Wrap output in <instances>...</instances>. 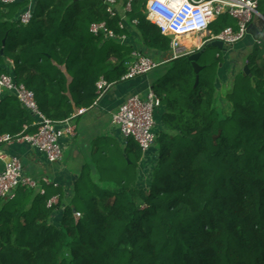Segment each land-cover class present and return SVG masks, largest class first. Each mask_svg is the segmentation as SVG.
<instances>
[{"label":"trees","instance_id":"1","mask_svg":"<svg viewBox=\"0 0 264 264\" xmlns=\"http://www.w3.org/2000/svg\"><path fill=\"white\" fill-rule=\"evenodd\" d=\"M76 1L39 0L28 26L18 22L24 4L0 5V76L32 91L56 123L90 112L102 78L122 84L135 52L171 53V39L148 21V0H116V17L106 0ZM100 23L126 40L95 36ZM228 26L224 16L212 31ZM187 58L163 64L169 73L152 85L161 107L145 175L129 139L124 155L94 151L69 205L26 189L0 200V264H264V40L248 59L250 75L240 71L222 90L208 62L196 88ZM35 122L12 94L0 99V138L33 134Z\"/></svg>","mask_w":264,"mask_h":264},{"label":"built area","instance_id":"2","mask_svg":"<svg viewBox=\"0 0 264 264\" xmlns=\"http://www.w3.org/2000/svg\"><path fill=\"white\" fill-rule=\"evenodd\" d=\"M39 0H0V5L10 7L24 4L20 12L18 22L28 26L37 14ZM107 12L111 17H116L119 12L116 0H106ZM259 0H148V21L159 28L164 37L171 39V60L180 59L190 55L186 51L184 40L189 36H205L206 43L222 42L225 47L233 48L242 42L250 33L251 26L260 14L258 13ZM120 28L124 29L127 18L126 13L131 12V3L123 10ZM228 16L236 21V26H228L219 34H214L212 26ZM133 24H137L136 21ZM95 36L104 35L106 39H118L121 42L126 36H117L108 28L106 23L94 24L90 29ZM259 43V40L256 41ZM203 45V44H202ZM134 61L129 65L127 73L121 82H129L137 78L145 77L164 63H157L150 56L141 52L133 54ZM116 82H109L102 78L97 83V105ZM6 93L15 96L22 106L34 115V126L37 131L33 134H25L18 139L10 135L0 138V161L4 163V170L0 174V200H13L20 189H26L44 194V186H52L49 178L36 180L25 174L23 164L17 157H8L3 148L6 145L27 144L36 151L45 155L50 165L63 162L65 147L62 140L66 137L74 139L77 136V128L70 120L56 123L45 117L40 111L35 94L24 85H19L11 75L0 76V99ZM161 107V101L152 88L148 90L146 99L140 95L129 97L113 116L112 123L118 128L123 138L133 140L143 153V159L149 155L156 145L157 127L155 115ZM87 110H79L78 115H83ZM76 117V116H75ZM28 127L25 126V131ZM143 161V160H142ZM57 187L56 184H54ZM59 197L50 201V205L56 204ZM77 217H81L79 213Z\"/></svg>","mask_w":264,"mask_h":264},{"label":"crops","instance_id":"3","mask_svg":"<svg viewBox=\"0 0 264 264\" xmlns=\"http://www.w3.org/2000/svg\"><path fill=\"white\" fill-rule=\"evenodd\" d=\"M260 26L261 24L255 21V23L250 28L249 34L252 35L254 41L261 39L260 38L261 37ZM137 38L138 37L136 36V39L133 40L135 44H137L138 42ZM189 38H192L194 40L191 42V44H187V40ZM200 38L201 37H198V40H197L196 38L194 39L193 36H189L184 41V44L187 47L195 46V49L192 50L190 54L195 53L197 50L201 48L202 42ZM235 48L225 47V50H223L222 52L225 55H228L229 52H232V50H234ZM138 49L141 50V47L139 45H138ZM154 58L162 59V63L164 62L169 63L173 61L171 60L172 58L171 53L166 57L154 56ZM229 69L231 71L230 62L227 60L224 64L221 65L220 70H218V81H217L218 88L220 86L219 82H221L223 75L227 77L226 73L228 72ZM234 74H237V73L235 72ZM152 85H153L152 81H149L146 76L134 79L126 83L115 85L113 88H111V90L106 95V97H104L97 105H95V107L90 112L86 111L85 114L77 115V117L80 119V118L85 117L88 114L93 113L94 116H92V118L90 119L91 126L94 127V125H96L98 128L100 127L101 124L108 121L110 123L109 125L112 126L110 129V131L112 132V133L110 132V134H112V138L109 137L106 142H108L110 138L112 140L113 138H118L121 144L123 145V147L125 148L127 141L123 138L120 132L113 126V123H112L113 116L117 113L121 105L129 97L133 95H137V94L142 97H146L148 94V90L152 88ZM78 118L77 120H79ZM77 120L76 119L72 120L71 123L76 126L77 134H78V130L80 129V127L76 123ZM98 139L100 140L101 138L99 137L94 138L92 140L91 147L89 149L88 148L84 149L85 150L84 156L88 158L86 163H84V159L81 160L82 153L78 151L74 153V157L71 159V161L68 162V166L64 165L63 162L57 165H50L45 155L36 151L34 148H32L31 146L27 144L6 145L3 148V152L8 157L19 158L23 164L24 171L27 176L34 178L36 180H41L42 178H45V177L49 178L50 181L52 182L53 187L44 186L43 187L44 192L46 191L47 193L50 194L51 201L59 197L58 199L59 203L69 205L73 197L74 185L76 181L79 179V177L81 176V173L84 170L85 166L94 165L92 163L93 161H95L93 157L94 151L99 147L106 148V146H104L105 141L98 142ZM72 140L73 139H70L69 137H66L62 140L65 150H66V147L69 146L70 141ZM152 153H153V150L149 155L144 157L140 165V168H139V171L141 174L145 175L147 162L149 163V160H153L155 158L154 156L155 154L153 155ZM3 170H4V163L0 161V174L3 172ZM94 174H95V177H98L99 173L96 170H94ZM54 184H56L57 187H55ZM35 193H38V192H35ZM58 201L56 202L58 203Z\"/></svg>","mask_w":264,"mask_h":264},{"label":"rangeland","instance_id":"4","mask_svg":"<svg viewBox=\"0 0 264 264\" xmlns=\"http://www.w3.org/2000/svg\"><path fill=\"white\" fill-rule=\"evenodd\" d=\"M258 13L264 16V0H259V7H258ZM220 21V20H219ZM218 21V22H219ZM234 21V20H233ZM234 26H236V21H234ZM199 36H194L193 38L198 40ZM186 40V39H185ZM184 40V41H185ZM256 41L258 40H253V37L251 34H248L246 38L237 44V47L232 50V52H229L228 55H225L222 51L218 49H208L207 52L200 58L199 60V65H202L204 63H212L213 66L209 68V72L212 77H214L217 73L218 76V70H220L221 65L224 64L227 60L230 62L231 65V71L230 69L226 73L227 77L223 75V78L221 79V82H219L220 90L223 89V87H226V84L228 82H232L234 79V74L235 72L237 74L240 73V71H244V69L247 67V62L254 50V45L256 44ZM220 56V58H218ZM153 57V56H152ZM157 63H162V59L158 58H153ZM188 59V58H187ZM12 64L13 62L10 61ZM172 64H167L159 67L158 69L154 70L150 74H148L146 77L148 78L149 81H152L153 84H155L157 81H159L161 78H163L166 74H168L169 69L171 68ZM233 83V82H232ZM231 83V84H232ZM229 84V85H231ZM225 85V86H224ZM143 100L146 99V97H142ZM94 116L93 113L86 115L83 118H78L79 120L76 121L80 129L78 130L77 137L74 138L72 141H70L69 146L66 147V150L64 151L65 156L63 159V164L68 166V162L71 161V159L74 157L75 152H80L82 153L81 160L84 159V163L88 160L85 154L84 149H89L91 147L92 140L94 138H101L100 140L98 139V142H104V146H106V149H110L113 146L116 147L118 150L119 154L124 155V147L121 144L120 140L118 138H112V134H110V129L111 125L108 121L104 122L103 124L100 125L98 128L96 125L91 126V118ZM76 124V125H77ZM114 126V125H113ZM117 130L118 128L114 126ZM112 133V132H111ZM114 136V135H113ZM111 137L108 142L107 139ZM116 137V135H115ZM105 138V139H104ZM148 183H142V187L144 189H147Z\"/></svg>","mask_w":264,"mask_h":264},{"label":"water","instance_id":"5","mask_svg":"<svg viewBox=\"0 0 264 264\" xmlns=\"http://www.w3.org/2000/svg\"><path fill=\"white\" fill-rule=\"evenodd\" d=\"M76 2H78V0ZM256 21L261 24V26H260L261 37L260 38L262 40H264V16L260 14V17H258ZM212 48L218 49L220 51L225 50V46L222 42H212V43H208V44L204 45V47H203V49H201V51H197V52L187 56L188 61L191 63V65L194 69V72L197 76V80H196V84H195L196 88L199 85V75L204 70V67L199 65V60L207 52L208 49H212ZM244 73L250 75V71H249L248 67H246L244 69Z\"/></svg>","mask_w":264,"mask_h":264},{"label":"bare ground","instance_id":"6","mask_svg":"<svg viewBox=\"0 0 264 264\" xmlns=\"http://www.w3.org/2000/svg\"><path fill=\"white\" fill-rule=\"evenodd\" d=\"M192 41H194V40L192 38H189L187 40V44H191ZM182 45H184L183 47H185L186 51H192V50L195 49V46H193V47H187L185 44H182Z\"/></svg>","mask_w":264,"mask_h":264},{"label":"flooded vegetation","instance_id":"7","mask_svg":"<svg viewBox=\"0 0 264 264\" xmlns=\"http://www.w3.org/2000/svg\"><path fill=\"white\" fill-rule=\"evenodd\" d=\"M206 37L205 36H202L201 38H200V40H201V42H202V46H201V48L199 49V50H197V51H201V49H203V47H204V45H206V44H204V43H206V39H205Z\"/></svg>","mask_w":264,"mask_h":264},{"label":"clouds","instance_id":"8","mask_svg":"<svg viewBox=\"0 0 264 264\" xmlns=\"http://www.w3.org/2000/svg\"><path fill=\"white\" fill-rule=\"evenodd\" d=\"M197 52V51H196Z\"/></svg>","mask_w":264,"mask_h":264}]
</instances>
